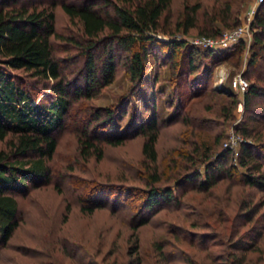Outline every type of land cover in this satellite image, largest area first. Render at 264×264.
<instances>
[{
    "label": "rangeland",
    "instance_id": "obj_1",
    "mask_svg": "<svg viewBox=\"0 0 264 264\" xmlns=\"http://www.w3.org/2000/svg\"><path fill=\"white\" fill-rule=\"evenodd\" d=\"M61 1L18 3L29 8L53 5L55 35L50 36V41L54 55L64 60L63 78L73 86H83L80 52L75 44H70L71 38L80 40L81 26L77 19L68 18L59 5ZM226 1L231 4L232 16L236 12L239 24L246 21L245 13L256 6V0H171L166 21L162 22L176 31L174 38L192 43L204 35L196 29L186 34L177 32L184 5L199 3L198 25L202 27L203 19L209 18L214 10L219 11ZM215 25L222 32L229 29L219 21ZM161 36L169 37L159 33L158 37ZM251 41L252 35L216 50H224L228 56L213 65L208 89L199 96L193 94L200 88L188 87L183 75L172 72L167 61L159 62L149 54L147 75L151 88L144 87L148 88L146 99L142 89H133L120 63L113 81L92 98H72L73 113L56 132L55 151L46 161L49 180L16 194L18 225L0 249V264H264V191L230 177H216L215 183L203 190L191 184L181 186L177 189V200L162 204L137 227L132 225L137 202L125 196L118 200L115 196L106 197V204L91 212L81 210L92 186L126 187L137 195L145 188L152 170L160 179L155 185L164 186L187 172L203 169L200 161L203 157L212 160L227 147L236 155L238 140L243 137L264 143V100L253 98L246 110L243 92L236 90L234 84L241 74L249 87L254 77L264 71V61L260 59L254 77L246 73ZM201 58L195 56V62ZM74 59L77 61L72 62ZM18 73L23 77V85L29 86L31 79L26 73ZM37 87L33 92L37 99L53 98L49 90ZM218 87L234 88V102L218 93ZM73 94L70 90L69 95ZM89 107H113L116 111L113 126L99 129V136H103V131L104 135L123 132L134 115L137 120L130 131H135L140 122L156 114L161 123L155 142V163L143 157L141 134L125 138L117 145L103 142L100 158L94 154L83 156L78 131L82 127L81 117L89 111L82 108ZM121 107L124 113L120 112ZM114 204L117 206L113 207ZM249 211L254 213L251 220L247 219ZM257 230L261 236L255 249L236 248V240H247Z\"/></svg>",
    "mask_w": 264,
    "mask_h": 264
},
{
    "label": "trees",
    "instance_id": "obj_2",
    "mask_svg": "<svg viewBox=\"0 0 264 264\" xmlns=\"http://www.w3.org/2000/svg\"><path fill=\"white\" fill-rule=\"evenodd\" d=\"M18 1L0 0V249L18 225L16 194L49 180L50 170L46 161L55 151L56 132L73 113L71 103L74 100L90 99L110 84L119 63L124 65L133 89H142V96L146 99L145 91L151 88L147 75L149 54L159 62L167 61L172 72L183 75L185 85L195 90L200 88L193 94L199 96L208 89L213 65L228 56L224 50L202 48L183 38H174L176 31H171L162 22L166 21L171 0H63L59 3L62 10L70 20L77 19L81 26L80 40L71 38L70 44H75L80 52L78 57L82 67L79 74L83 86H73L63 78L64 60L54 55L50 41V36L55 35L53 5L29 8ZM199 8L198 2L184 5L177 32L186 34L196 29L198 34L218 36L222 31L215 22L219 21L228 28L239 25V19L234 16L236 12L232 16L229 1L223 3L219 11L214 10L209 18H204L205 26L202 27L198 25ZM251 30V54L246 73L254 77L252 75L260 59L264 61V0L254 15ZM159 33L169 37H158ZM195 56L202 58L195 62ZM19 71L31 79L29 86L23 85ZM254 78L243 92L246 110L250 109L253 98L264 100V71ZM38 85L49 90L53 98L49 101L37 99L33 92ZM70 90L73 95H69ZM217 92L234 102L233 91ZM87 110L81 117V131H78L83 156L94 154L100 158L103 142L117 145L125 138L141 134L144 136L143 157L151 164L155 163V142L161 123L156 114L146 122H140L135 131H130V126L137 120L134 115L129 128L123 132L112 131L104 135L103 131V136H99V129L113 126L116 111L113 107L82 108V111ZM120 112L124 113V107ZM239 144L236 155L227 147L212 160L209 156L203 157L200 160L204 164L203 169L187 172L168 185H155L160 179L152 170L145 188L137 195L126 187L92 186L81 210L91 212L105 205L106 197L115 196L118 200L125 196L137 202L132 219V225L137 227L144 224L162 204L177 200V189L187 184L203 190L211 187L216 177H230L264 191V143L243 137ZM253 214L247 212V219L251 220ZM260 236L261 232L257 230L247 240H236L235 246L243 251L255 249Z\"/></svg>",
    "mask_w": 264,
    "mask_h": 264
},
{
    "label": "built area",
    "instance_id": "obj_3",
    "mask_svg": "<svg viewBox=\"0 0 264 264\" xmlns=\"http://www.w3.org/2000/svg\"><path fill=\"white\" fill-rule=\"evenodd\" d=\"M263 0H256V6L248 11L244 15L243 23L237 25L236 27L229 28L221 32L218 36H201L192 41L193 44L200 46L202 48H222V47H230L240 40H246V38H251L252 30H251V22L253 21L254 15L257 11L258 6ZM234 84L236 90L240 92H244L248 88L247 80L240 74L238 77L234 79ZM238 141H241L239 139ZM230 146V145H229ZM233 147V145H231ZM237 151H235V154Z\"/></svg>",
    "mask_w": 264,
    "mask_h": 264
},
{
    "label": "water",
    "instance_id": "obj_4",
    "mask_svg": "<svg viewBox=\"0 0 264 264\" xmlns=\"http://www.w3.org/2000/svg\"><path fill=\"white\" fill-rule=\"evenodd\" d=\"M218 90L220 91H225V92H230L227 88L225 87H218Z\"/></svg>",
    "mask_w": 264,
    "mask_h": 264
},
{
    "label": "crops",
    "instance_id": "obj_5",
    "mask_svg": "<svg viewBox=\"0 0 264 264\" xmlns=\"http://www.w3.org/2000/svg\"><path fill=\"white\" fill-rule=\"evenodd\" d=\"M227 54H228V53H227ZM227 54H226V55H227ZM227 89H228L229 91H232V90H234V88H233V89H232V88H227Z\"/></svg>",
    "mask_w": 264,
    "mask_h": 264
}]
</instances>
